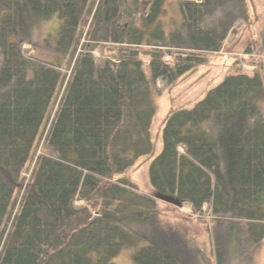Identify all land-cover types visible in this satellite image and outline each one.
<instances>
[{"label":"trees","instance_id":"trees-1","mask_svg":"<svg viewBox=\"0 0 264 264\" xmlns=\"http://www.w3.org/2000/svg\"><path fill=\"white\" fill-rule=\"evenodd\" d=\"M164 3L143 17L139 0H0V264H115L124 248L132 264L252 261L264 240V64L231 62L192 105L169 109L159 150L151 134L156 85L224 55L251 1L178 0L168 32ZM52 15L54 37L31 39ZM260 34L246 50L264 52ZM141 156L157 196L209 219L212 257L124 177Z\"/></svg>","mask_w":264,"mask_h":264},{"label":"rangeland","instance_id":"rangeland-1","mask_svg":"<svg viewBox=\"0 0 264 264\" xmlns=\"http://www.w3.org/2000/svg\"><path fill=\"white\" fill-rule=\"evenodd\" d=\"M251 8H249L251 15V23L249 27L242 26V22L234 24L236 30L234 35H228V42H224L221 50L224 52H230L228 56L224 55L215 56L207 64L202 66L196 72L188 74V76L175 80L172 84L165 82H159L158 85L152 91L151 96L156 104V112L153 117L151 125V134L153 140L157 141L158 150L161 147L159 134L161 131V125L163 120L167 116V112L176 107H188L195 101L202 97L205 91L214 83H216L223 75L225 67L233 61H240L243 69L246 71H252V64H264V52H255L252 50H246L248 41L260 37V33H264V0H250ZM151 0H139V14L140 16H146L149 11ZM164 13L160 17L161 22L165 30L168 32L176 23L180 20V11L178 7V0H165ZM58 19L55 15L44 18L42 22H39L31 31L30 38L39 40L42 36L53 38L57 28ZM85 27V31H87ZM241 28V29H240ZM82 37L85 39V34ZM81 37V39H82ZM82 41V40H81ZM164 49L165 47H162ZM22 49L26 54L33 55L35 57L44 56L43 50L40 52H33L31 44L24 42ZM147 49V48H145ZM164 56H170L168 49L162 50ZM249 51V52H248ZM252 51V52H251ZM148 59V57H146ZM65 70V68H62ZM68 70V69H67ZM40 153V151L38 152ZM148 164L149 159L147 156H141L135 163L124 172V177L129 179L133 184L137 185L138 189L145 191V193L156 198L158 207L160 210L159 220L165 227L177 228L181 231L182 235L191 239L195 246H201L205 250L207 256L212 257V237L210 236V222L205 218V222H201L197 216H192L190 209L187 205H173L167 203L163 198L157 196L154 193L153 188L148 182ZM29 173V172H28ZM28 173L26 176L28 177ZM82 201H76V205H81ZM206 206L204 207V211ZM203 219V218H202ZM10 225V222L8 226ZM207 226V227H205ZM132 249L124 248L113 259L115 264H132ZM231 264H239L234 260ZM250 264H264V240L262 245L253 254V259Z\"/></svg>","mask_w":264,"mask_h":264}]
</instances>
